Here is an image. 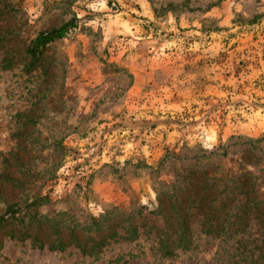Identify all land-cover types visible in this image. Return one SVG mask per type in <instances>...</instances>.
Returning <instances> with one entry per match:
<instances>
[{"label": "rangeland", "instance_id": "obj_1", "mask_svg": "<svg viewBox=\"0 0 264 264\" xmlns=\"http://www.w3.org/2000/svg\"><path fill=\"white\" fill-rule=\"evenodd\" d=\"M71 19L34 61L37 35ZM203 170L251 176L260 208L239 231L237 194L208 234L193 207L190 242L165 254L167 185ZM11 205L0 264H264V0H0V216ZM121 220L145 223L137 239L48 247L73 230L91 249Z\"/></svg>", "mask_w": 264, "mask_h": 264}, {"label": "trees", "instance_id": "obj_2", "mask_svg": "<svg viewBox=\"0 0 264 264\" xmlns=\"http://www.w3.org/2000/svg\"><path fill=\"white\" fill-rule=\"evenodd\" d=\"M76 24V20L71 19L56 28L40 32L31 42L28 49L32 59L34 61L41 59L45 53L46 47L50 43L65 37L71 28L76 27ZM177 176L181 177V180H179V185H175V183L167 185V187H172V191H174V193H181V196H175V200L172 202L173 204L171 203L167 208L169 212H171V216L176 222V226H174L172 229H166L165 231H162V234H160V244L162 248L166 249L165 254H172L171 249L166 244H168L171 236L175 233L180 234V240L187 241V243L190 242L191 229L189 221L193 216V212H191L190 209L193 207L201 212L203 216V219L200 220L201 226L203 231L208 234H220L226 230L224 223H226V221L229 219L233 202L236 199L237 194L243 193L247 198L240 211L236 212L237 219L241 220L243 223L239 231H245L249 222L248 220L251 216L250 214L257 212L260 208V204L258 202L259 200H257L256 197H252V190L254 191L255 189L253 188L251 176L244 177V174H234L227 178L226 175L220 174V176H218L217 174H210V172L207 170L200 172L199 176H196V178L195 175H193V177H189L188 173L185 175L179 174ZM177 180L175 178V181ZM217 180L222 181L223 189L218 188V184H216ZM181 183H183V185H181ZM174 188L176 189L174 190ZM161 194L159 195L160 204L157 207L161 209V211L159 210L160 213H168L164 209L166 199H163ZM223 194L225 197H222ZM19 214V208H15L13 205L9 206L5 214L0 216V226L5 225V223L8 222L9 216L16 219ZM144 224L145 223L141 221H137L133 223V226H131L132 224L128 225L126 222H124V220L115 221L108 229L110 231H108L109 234L105 235L108 237V239H102L91 249H88L86 244L78 239L73 230L70 233L71 236L67 243L56 240L55 242H49L48 247L51 250H63L68 244H74L76 247L81 249L83 254L92 255L99 252L102 247L110 243V239H113L117 236L116 229L118 227L124 228L126 233L131 236L130 238L134 240L139 237L137 234V227L143 226ZM96 225H98V223ZM87 229L89 230L91 227L89 226ZM12 235L13 234L10 235L11 238ZM29 235L30 234L27 232V234L19 236L18 239L23 241L29 237ZM36 239L37 238L34 239L35 245H37L39 248H44L46 244L41 243L38 240L36 241ZM2 247L3 244L0 245V248Z\"/></svg>", "mask_w": 264, "mask_h": 264}]
</instances>
